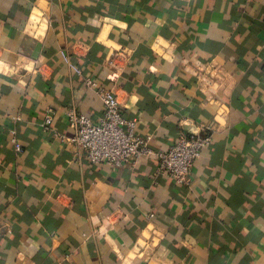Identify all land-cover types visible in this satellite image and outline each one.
Instances as JSON below:
<instances>
[{
    "label": "crops",
    "instance_id": "crops-1",
    "mask_svg": "<svg viewBox=\"0 0 264 264\" xmlns=\"http://www.w3.org/2000/svg\"><path fill=\"white\" fill-rule=\"evenodd\" d=\"M87 79L154 152L212 136L190 187L55 136ZM0 264H264V0H0Z\"/></svg>",
    "mask_w": 264,
    "mask_h": 264
},
{
    "label": "built area",
    "instance_id": "built-area-1",
    "mask_svg": "<svg viewBox=\"0 0 264 264\" xmlns=\"http://www.w3.org/2000/svg\"><path fill=\"white\" fill-rule=\"evenodd\" d=\"M60 55L63 63L71 71L78 76L83 75L82 69L72 61L66 51H60ZM86 84L97 90L104 107L102 118L94 122L92 118L70 110L67 112V117L69 127L75 133L74 136L68 138L54 133L56 137L74 146L78 152L85 151L91 164L107 165L113 170L155 155L158 161L157 171L160 175L179 186L190 187L195 162L202 156L203 150L211 145V135L182 136L170 149L154 152L149 147L151 136L137 135L136 120H126L123 117L117 95L111 90L100 87L93 79H87ZM51 124L52 119L47 117L44 122L45 129H50ZM205 129L211 130L210 127ZM10 142L17 152H23L14 131L11 132Z\"/></svg>",
    "mask_w": 264,
    "mask_h": 264
}]
</instances>
